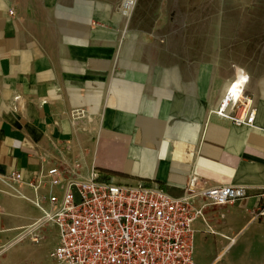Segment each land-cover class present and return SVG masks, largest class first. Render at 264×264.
Wrapping results in <instances>:
<instances>
[{
    "label": "crops",
    "instance_id": "1",
    "mask_svg": "<svg viewBox=\"0 0 264 264\" xmlns=\"http://www.w3.org/2000/svg\"><path fill=\"white\" fill-rule=\"evenodd\" d=\"M52 1L0 0V177L20 174L18 188L44 210L62 192L50 180L86 179L93 170L172 197L183 195L192 175L198 190L246 186V198L206 210L207 226L196 220L193 258L264 264V218L252 215L264 205V77L250 75L246 88L254 125L236 127L214 113L234 66L163 69L162 80L149 65L144 76L124 74L115 67L123 55L118 32L92 30L100 16L91 20L86 2L82 18L54 9L52 22ZM54 25L57 32L42 28ZM52 168L57 177L48 176ZM43 218L0 182V264H55L58 231Z\"/></svg>",
    "mask_w": 264,
    "mask_h": 264
},
{
    "label": "built area",
    "instance_id": "2",
    "mask_svg": "<svg viewBox=\"0 0 264 264\" xmlns=\"http://www.w3.org/2000/svg\"><path fill=\"white\" fill-rule=\"evenodd\" d=\"M250 76L239 69L227 84L214 113L234 126H253L256 109L246 94ZM56 168L48 176H58ZM7 194L31 202L42 210L43 222L58 231V245L51 253L55 264H197L194 262V223L205 212L247 197L248 187L221 185L198 190L191 176L184 193L172 197L163 189L144 183L103 179L93 170L88 178L50 180L62 185L61 195H51V209L44 210L38 197L29 199L18 185L21 176L0 177ZM34 191L37 184L30 185ZM260 196H264V187ZM264 218V205L252 212Z\"/></svg>",
    "mask_w": 264,
    "mask_h": 264
},
{
    "label": "rangeland",
    "instance_id": "3",
    "mask_svg": "<svg viewBox=\"0 0 264 264\" xmlns=\"http://www.w3.org/2000/svg\"><path fill=\"white\" fill-rule=\"evenodd\" d=\"M83 2L91 20L100 16L92 30L121 36L123 55L115 67L124 74L144 76L149 65L162 80L158 73L163 69L202 66L222 72L228 63L264 77V0H53L49 18L55 22L54 9L70 19L82 18ZM7 17L17 13L9 10ZM42 28L57 32L55 25Z\"/></svg>",
    "mask_w": 264,
    "mask_h": 264
}]
</instances>
